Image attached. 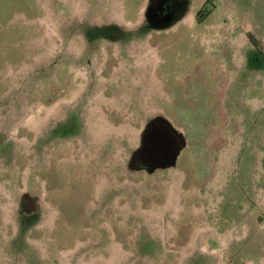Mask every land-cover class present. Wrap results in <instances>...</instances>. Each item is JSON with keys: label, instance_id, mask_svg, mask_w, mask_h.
<instances>
[{"label": "rangeland", "instance_id": "rangeland-1", "mask_svg": "<svg viewBox=\"0 0 264 264\" xmlns=\"http://www.w3.org/2000/svg\"><path fill=\"white\" fill-rule=\"evenodd\" d=\"M155 1L0 0V264H264V0Z\"/></svg>", "mask_w": 264, "mask_h": 264}, {"label": "water", "instance_id": "water-1", "mask_svg": "<svg viewBox=\"0 0 264 264\" xmlns=\"http://www.w3.org/2000/svg\"><path fill=\"white\" fill-rule=\"evenodd\" d=\"M155 0H150L154 2ZM178 143V145H177ZM176 142L172 141L170 132L166 128H153L147 131L142 140L141 149L133 155L132 161L144 164L148 171H153L156 168L170 165L171 163L162 162L163 159H175L179 146L184 145L182 137ZM35 201L33 200V204Z\"/></svg>", "mask_w": 264, "mask_h": 264}, {"label": "trees", "instance_id": "trees-1", "mask_svg": "<svg viewBox=\"0 0 264 264\" xmlns=\"http://www.w3.org/2000/svg\"><path fill=\"white\" fill-rule=\"evenodd\" d=\"M155 10H154V8L153 9H151V8H149L148 10H147V12H146V16H147V20L148 21H152V20H150L151 19V17H152V12H154ZM158 12H159V9H158ZM155 13H156V11H155ZM159 22H163V21H159ZM174 21H169V22H167L166 24H161L160 26L159 25H154L155 27L154 28H156V29H164V28H167L168 26H170L172 23H173ZM254 45H256V44H254Z\"/></svg>", "mask_w": 264, "mask_h": 264}, {"label": "flooded vegetation", "instance_id": "flooded-vegetation-1", "mask_svg": "<svg viewBox=\"0 0 264 264\" xmlns=\"http://www.w3.org/2000/svg\"><path fill=\"white\" fill-rule=\"evenodd\" d=\"M163 1H165L166 3H168V2H172V1H170V0H163ZM160 2H162V1H160ZM163 3V2H162ZM156 5L158 4V2H156L155 3ZM154 4V5H155ZM173 2L171 3V7H173ZM162 7V6H161ZM151 9H153V7H151ZM162 9V8H161ZM169 9V8H168ZM174 9V8H173ZM155 10V9H154ZM159 10H160V8H159ZM153 13V12H152ZM159 17L160 18H166L167 17V14H165L164 16L163 15H159ZM160 18H159V20H160ZM161 21V20H160ZM162 21H166V20H162ZM254 47H255V49L259 52V54H261L262 56H263V58H264V50H263V48H262V45H260V43L259 44H256V45H254Z\"/></svg>", "mask_w": 264, "mask_h": 264}, {"label": "crops", "instance_id": "crops-1", "mask_svg": "<svg viewBox=\"0 0 264 264\" xmlns=\"http://www.w3.org/2000/svg\"><path fill=\"white\" fill-rule=\"evenodd\" d=\"M156 3V1L154 3H151L150 0H148L147 4L145 5V15H146V12L149 8L153 7L155 8V6H153L154 4ZM158 5V4H157ZM160 10H159V15H160V12H161V6L159 7ZM173 9V8H172ZM167 15H171L173 14L172 11L170 9H168V12L166 13ZM147 17V16H146ZM174 19V18H173ZM178 21V20H177Z\"/></svg>", "mask_w": 264, "mask_h": 264}]
</instances>
